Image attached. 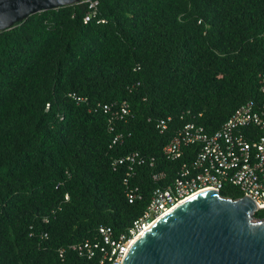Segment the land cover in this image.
Masks as SVG:
<instances>
[{"label":"trees","instance_id":"trees-1","mask_svg":"<svg viewBox=\"0 0 264 264\" xmlns=\"http://www.w3.org/2000/svg\"><path fill=\"white\" fill-rule=\"evenodd\" d=\"M96 1L0 31V264H112L100 227L130 237L181 127L263 106L264 0Z\"/></svg>","mask_w":264,"mask_h":264},{"label":"water","instance_id":"water-1","mask_svg":"<svg viewBox=\"0 0 264 264\" xmlns=\"http://www.w3.org/2000/svg\"><path fill=\"white\" fill-rule=\"evenodd\" d=\"M80 0H0V31L29 15ZM248 197L205 190L151 224L121 264H264V219Z\"/></svg>","mask_w":264,"mask_h":264},{"label":"built area","instance_id":"built-area-1","mask_svg":"<svg viewBox=\"0 0 264 264\" xmlns=\"http://www.w3.org/2000/svg\"><path fill=\"white\" fill-rule=\"evenodd\" d=\"M81 2L88 3L94 12L96 0ZM88 19L86 15L85 20ZM252 105L251 102L242 104L220 129L212 132L193 123L185 124L164 145L163 153L169 160L179 159L186 146L195 145L197 151L191 160L181 164L173 183L155 189L145 213L130 229V237L122 235L116 242L111 239L109 227H100L105 241L113 246L111 252L116 258L112 264H121L132 239L195 192H220L231 186L258 206L255 212L264 209V103L260 110L253 109ZM156 127L163 132L167 124L160 121ZM163 177V172L153 174L154 179Z\"/></svg>","mask_w":264,"mask_h":264},{"label":"bare ground","instance_id":"bare-ground-1","mask_svg":"<svg viewBox=\"0 0 264 264\" xmlns=\"http://www.w3.org/2000/svg\"><path fill=\"white\" fill-rule=\"evenodd\" d=\"M202 191H205V190H202ZM202 191H199V192H195V193H193L192 195L186 197L185 199H183V200H182L181 202H179V203H183L184 201L190 199L191 197L197 195L198 193H200V192H202ZM163 215H164V214H163ZM161 217H162V216L158 217L155 221H157V220H158L159 218H161ZM155 221H154L153 223H155ZM153 223H152V224H153ZM150 225H151V224H150ZM150 225H149V226H150ZM149 226H148V227H149ZM148 227H147V228H148ZM147 228H146V229H147ZM146 229H145V230H146ZM145 230H144V231H145ZM141 233H142V232H141ZM141 233H140V234H141ZM140 234H139V235H140ZM139 235H137L134 239H132V240L129 242V245H128V247H127L128 249H129V247L131 246V244H132V243L138 238ZM128 249H127V250H128Z\"/></svg>","mask_w":264,"mask_h":264}]
</instances>
